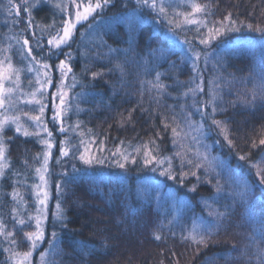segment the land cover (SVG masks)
<instances>
[{
  "label": "trees",
  "instance_id": "1",
  "mask_svg": "<svg viewBox=\"0 0 264 264\" xmlns=\"http://www.w3.org/2000/svg\"><path fill=\"white\" fill-rule=\"evenodd\" d=\"M194 1L209 6L203 13L213 22L209 24L219 28L223 22L229 29L206 50L211 54L207 63L203 58L196 64L204 91L195 96L184 95L200 83L199 79L194 82L197 73L187 46L190 41L200 45L198 40L207 33L204 26L181 24L173 39L156 22L146 21L149 11L140 12V21L128 20L123 15L133 11L134 5L116 4L103 17L108 26L101 33L103 46L90 51L86 46L84 54L80 49L75 53L71 129L63 138L55 135L50 164L55 170L70 163L79 165L84 163L81 154L103 163L91 164L102 168L70 170L57 178L52 172L50 217L35 260L41 252H49L52 264H259L256 244L264 232V184L256 166L264 175V146L253 148L252 141L258 144V133L264 129V100L258 96L253 104H245L241 98L250 99L254 86L264 79V31L258 30L264 29V0ZM53 6L44 3L32 11L40 34L37 25L55 21L42 34L43 40L61 26L52 15ZM180 8L189 9L172 4L169 10L175 23L183 18ZM229 13L234 24L226 19ZM3 24L0 20L5 32ZM93 73L100 75L93 78ZM214 81L221 86L217 91L222 99L212 118L227 125L228 139L212 123L211 107L194 102L209 99ZM157 83L165 88H154ZM13 134L7 135L9 148L22 151L35 146L33 138ZM63 143L70 149L65 158L60 157ZM149 149L155 159L145 164ZM9 158L15 159L13 166L0 180V196L6 200H10L7 191L19 189L24 180L33 182L25 163L12 154ZM58 182L66 227L56 219ZM19 211L26 215V210ZM202 223L219 229H212L215 235L206 248L182 239L193 229L199 231ZM13 229L18 245L23 239ZM53 231L61 251L49 248ZM156 235L162 239L156 240ZM77 242H86L90 253L82 255ZM245 246L251 257L247 261L240 257Z\"/></svg>",
  "mask_w": 264,
  "mask_h": 264
},
{
  "label": "snow or ice",
  "instance_id": "2",
  "mask_svg": "<svg viewBox=\"0 0 264 264\" xmlns=\"http://www.w3.org/2000/svg\"><path fill=\"white\" fill-rule=\"evenodd\" d=\"M9 2V11L11 12L13 9L15 10L16 15H19L20 7L21 5L16 4L14 0H8ZM111 0H87V3H83V0H69V3L71 5H74L75 11L72 13H69L66 19L61 20V27L55 31V33H48L49 38L47 39V45L50 47L47 50V55L49 58L52 56L57 55L56 50L62 51V45H67L69 41L72 39L75 29L77 28V25H82L85 22L89 21V18L92 17L93 20L95 19L94 14H97L98 11H102L104 7H106ZM139 3L143 4H149V0H138ZM41 3H49V0H23V6L25 7V11L27 13V28L31 29L33 27L34 17L32 15L31 9L34 7H37ZM57 9L60 10L61 13H65L67 10L68 5L64 3H57L55 5ZM151 7L152 8H158L159 12L161 14H166V9L163 6V2L158 4L157 0H151ZM208 5H201L199 3L193 2L191 4V12L189 13H180L179 15L183 16L184 20L187 23H193L198 24L200 21L196 19H189V17L194 16L196 13H204L207 14ZM82 9V10H81ZM231 23H235L231 19V14L226 17ZM173 21H170L172 23ZM13 23H18V21H13ZM41 33L43 34L48 29L53 28L55 26V21L52 25H37ZM88 27H91V23H88ZM177 27H180L179 24L176 25ZM251 27V25H249ZM26 30V29H25ZM227 30H229L223 22H221V25L219 28H216L213 26L212 28L208 29V33L205 38H202L200 40L201 44L204 45H210L211 41L221 35H223ZM231 30H238V29H231ZM260 31H264V29H258ZM11 31V29H10ZM23 31L19 35H13L11 38L16 41L17 44L20 45V54L23 59L28 60V66H27V72L33 74V79L35 82L36 87L28 92L25 93L23 91L22 85V74L24 73L25 69L16 67L13 63V58L9 54L10 50L12 49L13 45L9 44L6 48L0 47V179H3L5 176V170L9 167V161L6 156L7 146L4 141V132L5 129L9 125H14L15 132L20 133L23 136L27 137L30 135H40L39 131L30 132L28 130V127H26L25 123L22 121V116L26 117L29 122L32 123V126L36 129L43 128L44 132H47L48 139H42L41 142L46 146V151L43 154V164L41 167L36 168L35 172L37 173L39 180L41 183L35 184L32 187L35 189V194L38 199V203L41 206L46 205L49 193L48 191L44 190V186L47 185L48 181L45 178V173L48 171V162L49 158L51 156L50 149L52 148V133L48 131L46 122L42 119L44 116L45 109L47 107V104L44 103V93L45 90L52 86L53 80H52V68L53 66L48 63L46 59H44L43 56L40 55V53H34L33 46L30 45V40L28 37L23 35ZM32 35L35 37V45L34 47L36 49H44V43H43V35L37 36L35 32L32 33ZM68 58L70 59V54L64 53ZM195 60L200 59V53H195ZM205 63H207V54L205 55ZM56 69L60 72V81L59 84L56 85V95L59 98V103L56 106V109L54 111V114L52 116V119L54 121L60 122V132H66L68 129L64 127V117L68 113V111L71 110L72 104L70 103L68 99V92L67 88L70 87L67 85V79L68 74L72 72L71 66L67 63V61L62 60L59 62V64L55 65ZM193 69L196 71L197 76L194 78L199 79L200 83H196V87L188 88V92L184 93V95H188V93H192L193 96H195L198 92H203L204 89L202 87V74L200 73L195 61H193ZM93 78L100 75V73H93ZM157 81H159V73H157L156 76ZM29 86L32 85L33 80L28 81ZM76 83L75 75L73 74L72 77V85L71 87H74ZM154 88L163 89L165 86L163 84L157 83L153 85ZM221 86L213 82V87L209 92V99L206 101H194L195 103H201L203 107L207 108L208 106L211 107V117H214L215 113L218 110V104L217 101L222 99L220 96V93L217 91L218 88ZM259 89L257 91L256 89ZM251 98L248 99L247 97L241 98L242 102L245 104H253L256 99L259 98L261 100H264V79L261 80L258 86H254L253 90L250 93ZM23 100V103L25 105H35L36 109L35 111L37 114L33 115L30 112L23 111L18 108V105L20 101ZM15 110L16 114L9 115L10 111ZM200 110V109H198ZM220 111H224V109L220 108ZM190 115V114H189ZM129 119H131V113H129L128 116ZM175 119V117H173ZM212 123L216 125L218 128H220L221 132L225 135V139H228V130L227 125L220 121L212 118ZM76 127H79V124L77 123ZM165 127H168L167 124H165ZM172 132L175 136H178L179 133L177 132L176 128H172ZM261 138L259 139V143L255 140L252 141V147L257 148L259 146H264V129L260 130V133H258ZM67 144V141L64 142ZM228 143L230 145L233 144L232 140H228ZM147 149V145L144 146ZM70 149L68 147H63L61 149L63 156L69 155ZM137 151L139 152L140 149L138 148ZM179 155V153H177ZM40 154H37V158H39ZM121 156L125 161H127L128 157L121 153ZM79 159L83 161L85 164H92V163H103V160L94 158L92 156L81 154L79 156ZM155 159V156L152 155L151 150H147L145 152V160L144 163L148 164L151 163L152 160ZM241 160L247 159L246 156H240ZM135 163V161H133ZM157 163H162V161H157ZM25 164H27V161H25ZM117 164L120 167H124V164H121L119 161H117ZM258 168L257 174L260 175V183L264 184V175L260 174L259 166H256ZM75 170V169H74ZM162 174H170V173H162ZM195 175V173H193ZM173 179L175 177H172ZM58 190L62 191L60 186L58 185ZM193 191L195 188L192 189ZM219 187H217V191H219ZM41 193L43 195V198L41 199ZM11 197L13 201H15L17 204L23 205L26 209V202L23 199L22 194L20 193L19 189L14 188L11 192ZM40 212L39 215L33 217L29 214L28 219L25 220L23 216L19 214V209L14 207L12 209V212L15 213V215L12 217L13 220L16 222L17 225L21 227V230L25 225H31V222L35 221V230L24 233L26 241L29 242V248L27 251H17L14 246L17 245V240L15 239V230H8L7 224L4 222L2 218H0V236H3L6 241H8L10 247L5 248L4 251L9 253L8 259L12 262V264H31V258L33 256V252L37 249L38 245L44 242L45 239V230L43 227V211L42 209L38 210ZM224 213H217L218 217H223ZM56 219L61 223L62 226L66 227V225L63 224V221L65 219V216L63 215V210L61 209V205L59 202L56 203ZM213 228H216L218 231V226L214 224H201V228L199 231L196 229H193V231L189 232L188 236H183V240H191L192 243L198 245L207 247L209 242L212 240V237L215 235L213 232ZM57 236L58 234L53 231L51 233L52 240L49 242V248L54 249L56 251H61L58 247L57 242ZM156 240H161L162 237L160 235L155 236ZM253 241L256 240L255 237L252 238ZM79 245V251L82 255H88L90 253V249L88 248V245L86 242H77ZM264 243V232L261 234V240L260 243L256 244L257 248V256L259 264H264V247H261L260 244ZM49 255V252H41L40 253V264H52L51 261L47 259ZM240 257L244 258L246 261L250 260L251 257L248 255L247 246H245L244 249L240 251ZM163 264V262H161ZM178 264V262H177Z\"/></svg>",
  "mask_w": 264,
  "mask_h": 264
},
{
  "label": "rangeland",
  "instance_id": "3",
  "mask_svg": "<svg viewBox=\"0 0 264 264\" xmlns=\"http://www.w3.org/2000/svg\"><path fill=\"white\" fill-rule=\"evenodd\" d=\"M14 2L16 4L21 5L19 15H16L14 9L11 12L9 11L10 6H9L8 0H0V12H1L0 17L2 16L0 18V20L4 21L3 25L6 26L5 32H4L5 29L0 27V47L6 48L9 44L13 45V47L9 53L13 58V63L16 67L25 69L24 73L22 74V85H21V87L23 88V91L25 93H28V92L32 91L36 87V85H35V82L33 79V74L27 72L28 60L23 59L21 57L20 45L17 44L16 41L11 38L13 35H19V34H21L22 30H24L23 35L29 38L30 45L33 46L34 53H40V55L43 56L44 59H46L48 61V63L53 66V68H52L53 84H52V86L48 87L45 90L43 100H44V103L47 104V107L45 109L44 116L42 117V119L47 124L48 131H50L52 133L51 140H52V145H53L52 148L50 149L51 156L49 158V162H48V166H47L48 171L45 173V178L47 179L48 183L46 186H44V190L48 191V193H49V197H48L46 205L41 206L38 203V199H37V196L35 194V189L32 186L35 184L41 183L37 173L35 172V169L41 167V165L43 164V154L47 149H46V146L41 142V140L42 139H48L47 132H44L42 127L40 129L34 128L32 126V123L29 122L26 117L22 116V121L25 123L26 127H28V130L30 132L39 131L40 132L39 136L30 135V136L25 137L22 134L15 132L14 125H9L5 129V132L3 134L6 146L8 145L9 142H11V141H9L10 139L8 141H6L8 139L7 135H9L11 133H14L15 134V135L13 134L14 136H16V135L21 136L24 139H30L31 140L33 138V140L35 141L34 147H25L21 151L17 147L9 148L7 146V151H6V156H7V159L9 161V167L7 169L12 167L13 163L15 161V159L9 158V156H11V154L15 158L19 157V159H21L23 161V163H25V161H27V164H24L23 167L26 170V175L29 174L30 178H31L30 181L32 180L33 182L30 185L29 181L24 180L21 182V185L19 188V191L22 194L24 201L26 202V209L23 205L17 204L15 201H13V199L10 195L13 190L6 192L11 201L6 200L0 196V207H1L0 218H2L4 220V222L7 224L8 230H13V228H17V230L20 232V237H21V239H23V241L21 243L19 241L18 245L14 246V247L16 248L17 251L23 252V251H27L29 248V242L26 241L24 233L35 230V221L33 220L31 222L30 226L25 225L23 227V229L21 230V227L19 225H17L16 222L12 218L15 215V213L12 212V209L15 206H17L19 210H26L25 211L26 215H23L19 211V214L21 216H23L25 218V220L28 219L29 214L33 217L39 215L40 212L38 210L42 209V211H43V227L45 230V224L47 223V221L49 220V217H50V206H51L52 197L54 195V188H53V184L51 183L52 172H53L54 176L57 178V176L59 174L69 173L70 170L71 171H79V170H81V168L84 170H93L96 168H102L101 165L100 166H98V165L94 166V165H91V164L89 165V164H85V163H79V165L78 164L74 165V164L70 163V164H67L65 166H61V167H59V169L55 170L54 165L50 164V162L52 160V156H53V151H54L55 146H56V140L58 139L57 137H55V135L58 134L60 137L62 136V138H63V136L65 134H67L71 129L70 124H69V121H70L69 118L71 115V110L68 111V113L64 117V127L68 129L66 132H60L59 131L60 122L54 121L52 119V116L54 114L56 106L59 103V98L56 95V85H58L59 81H60V72L58 69H56L55 65L59 64L60 61L65 60V61H67V63L72 68V72L68 74V79L66 82L67 85L70 86L66 90L68 92V99L71 103V98L74 99L73 94H72L71 85H72V77L74 74V66L72 64V61L75 59V53L80 49L82 54H84L86 46H87V49L89 51L91 49L100 48L101 46H103L104 42L100 37H102L101 36L102 31L107 29V27H108L107 22H105L106 19L104 20V18H103L105 16V13L108 11V8H110L116 4H122L123 8H127L128 4L130 3V4L134 5V9H133V11L126 12V14H125L126 16L123 15V18L126 17V19H128V20L136 19L138 21L142 20V17L140 16V12L147 13V11H149L150 12L149 15H151V16L150 17L145 16L146 21L153 22V23L156 22L157 26H160L164 30L167 31V34L169 37H172L173 39H177L176 33H175V32H177V28L180 30L181 24L182 25H188V24H193V23H187L184 20V18L180 19L179 23H175L173 21V19L169 16L170 7L172 4H174L176 7H180V5L184 4V6L186 8L188 7L190 10L189 9L185 10L184 8H180L179 11L181 13H189V12H191V4L195 1L194 0H162L163 6L166 9V14H161L159 12L158 8H152L151 7V0H149V4L139 3L138 0H111V2L106 7H104L102 11H98L97 14H94V16H95L94 20L92 17H90L88 22H85L82 25H77V28L75 29L73 37L69 41V43L67 45H62L61 46L62 51L56 50L58 54L55 56H52L51 58H49L47 55V50L50 47L49 45H47V39L49 38V35H48L46 40H43L44 49L43 50L36 49L34 47L35 37L32 35V33L35 32L37 36L42 35V34H40L36 31V29L34 28V25L31 29L27 28V13L25 11V7L23 6V0H14ZM78 2H80V0H78ZM93 2H94V0H93ZM160 2H161V0H157L158 4ZM49 3L54 5L52 15L59 21V23L61 22L62 19H66L69 13H72L75 11L74 5H71L69 3V0H49ZM57 3H64V4L68 5L65 13H61L60 10L55 7V5ZM83 3H87V0H83ZM41 4H44V3H41ZM37 7L32 8L31 11H33ZM179 18H181V17L179 16ZM189 19H196V20L200 21V23L195 24V25H198L199 27L204 26L205 28H207V33H208V29L212 28L214 26L211 23L209 24V22H212L211 20L203 18V13H196V14H194V16L189 17ZM14 20L18 21V23H13ZM170 21H173V22L170 23ZM88 23H91L92 26L88 27L87 26ZM110 23H112V22H110ZM177 24H179L180 27H177L176 26ZM60 25H61V23H60ZM10 29H11V31H10ZM55 31L56 30H52L51 33L54 34ZM207 33H206V35H207ZM206 35H205V37H206ZM205 37H203V38H205ZM217 39H218V37L213 39L211 41L210 45L202 44V46H200L201 43H199L200 45H197L196 44L197 42L190 41L188 43V46H187V52H189L188 58L191 61H195V63L199 65V61L202 60L203 58H205L206 54H207V56L210 54V53L206 52V50L210 49V47L213 46V43H217L218 42ZM200 40H198V42H200ZM78 41H80L81 43H77ZM64 53L70 54L71 58L69 59L68 56H66ZM195 53H200V59L199 60H195V55H194ZM160 56H162V55H160ZM29 80H33V83L31 86H29V83H28ZM18 108L23 110V111L30 112L33 115L37 114V112L35 111L36 106L35 105H25L23 103V100L20 101ZM13 114H16L15 110L9 112V115H13ZM198 134L200 135V134H202V132H200ZM61 146H62V148L66 147V145L64 143ZM200 146H202V145H199L198 147H200ZM37 154H40L39 158H37ZM86 155H88V154H86ZM60 157L65 158L67 156H63L62 152L60 150ZM71 166H72V169H71ZM74 169H76V170H74ZM155 170H157V169L155 168L152 171H155ZM58 185L60 186L59 182L55 186V191L58 195L57 199L55 200V203L59 202L62 199L61 191L58 190V187H57ZM40 198L41 199L43 198L42 193H41ZM173 202H175V200ZM45 235H46V231H45ZM43 243L39 244L37 249L33 252V256L31 258V264H35V262L37 264H40V256L38 258L36 257V260H37L36 261L35 255L37 254L38 250L41 248ZM9 247H10V245H9L8 241H6L3 236H0V251L2 252L1 256L2 255L4 256V259L0 258V264H12V262L8 259L9 253L4 251L5 248H9Z\"/></svg>",
  "mask_w": 264,
  "mask_h": 264
}]
</instances>
